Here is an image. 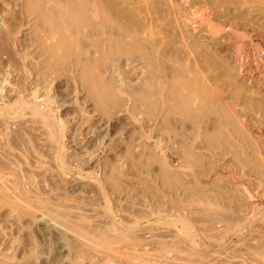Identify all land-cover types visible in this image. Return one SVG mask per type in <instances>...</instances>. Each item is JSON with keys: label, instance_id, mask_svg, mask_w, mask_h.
<instances>
[{"label": "rangeland", "instance_id": "374dc122", "mask_svg": "<svg viewBox=\"0 0 264 264\" xmlns=\"http://www.w3.org/2000/svg\"><path fill=\"white\" fill-rule=\"evenodd\" d=\"M23 1L24 0H0V119H2L0 120V202H2L0 203V258L9 261H16V259L18 260L19 258L22 264H28L29 262V264H69L72 258L79 257L78 259L82 264H89L88 262H90V264H120L119 259H117L118 257L113 258L109 256L110 254L108 253V249L115 246L114 249L121 250L118 252V255L130 253V255H134L132 254L133 252L136 255L139 254L138 257L144 254L140 258H149L148 255L150 258H154L155 256V259L159 261L162 260L161 256L163 254L172 257L176 253L184 257L193 256L195 261L193 259L192 262L194 263L192 264H220V262L221 264H228L223 263L222 260L230 257L231 253H219V246L213 247L207 243V236L204 235L203 232L205 223L201 214H199L200 217L196 215V217H198V220L196 218V225L194 224L195 220L192 223L193 227L195 225L196 228H193L194 231L191 237H185L182 228H180L181 225L180 222H178V218H180L179 216L188 218L190 215L189 209L187 207H185L184 210H178L176 207L174 208L173 197L176 195L166 191L164 187L161 186V182L159 181L161 179L159 175L160 163L157 160L158 158L161 159L169 169L171 168L170 170L179 172L185 182H190L191 175L188 174L186 167L180 165L176 157L177 155H175L177 154V150H175L177 148H175L176 145L172 141L171 133L169 131L168 133L164 128L160 129L163 125L160 124L159 121H154L150 118L148 114L149 111H146L148 108L146 109L144 105L139 103L141 99L140 94L143 92L141 89H147L151 92L150 86L146 85V83L149 78L148 72L152 68V65L149 67L150 63L144 58L145 56L142 54V51H140V48L124 47L127 49L121 48L119 51H116L118 54L116 52L115 54H110L108 50L106 51L104 49L103 51L97 46V39H95L97 37L93 35L90 36L91 32L88 31L90 28L82 29L83 31L80 33L83 34L81 35L79 33L77 35V37L79 36L80 38L82 36L83 38L78 39L80 44L83 40L81 46L79 45L80 50L83 49L82 53L84 52L83 54H86L85 56L87 57L86 58L82 54L83 59L86 58V60H89L92 64L94 62L93 65L96 66H93L95 71L92 68L93 73L96 72L95 74L97 76H102L101 78L111 81L115 85L118 84L117 87L119 91L117 92V97H119V99L116 100L117 97L114 99L118 102L109 104L110 106L108 105L109 109H107V111H101L95 103L94 98L92 99L93 96L90 98V93H88L89 91L86 89V85L82 82L78 75L79 73H77L79 72L78 69L68 66H66L67 68L64 66L59 67L55 60L53 61V57L43 53L42 48L45 44L47 45L48 43V45H51L52 42V44H57L58 41L57 38H55L57 34L49 35L51 32L48 33L43 27L39 28V30H43L38 31L39 36L43 38V44L40 40L37 41L33 35L34 32H37L34 30L36 28H33L37 22H35L31 16H28L25 9H23ZM98 1L100 2L97 8L98 12L99 9L104 11L100 12L103 13V16L106 17L109 23L110 28H108V30H121L119 32L127 36L128 42H130L131 35L135 33L145 34V32L147 33V31H150L153 38L158 40L161 45L159 53L161 57H159L160 61L164 62V65L168 64L180 68L185 65L188 66L194 59L199 58L197 60L199 67H208L211 73H216L220 70L217 65L214 66L215 61L213 62V59L218 61L214 53L210 49L205 48L209 52V56L204 57L207 53H205V49L202 46L196 44L199 43L198 40H191L190 36L188 37L187 34L184 33L186 32L183 31L185 28L183 27L182 29L179 23H175L177 20L175 17L177 18V16L174 9H172L174 1ZM165 1H168L170 4ZM225 1L226 0H222L225 4L229 3V0ZM263 1L264 0H261V2L260 0H252L250 4L253 8L249 5L251 10L249 9V12H247L249 18L253 15L251 18L262 25H264V11H262L264 10ZM254 4L259 5L255 6ZM201 5L202 3L198 4V7ZM192 7L193 6H190V8L187 9L190 10L186 11L188 14L189 12L190 14L192 13L191 10L194 11V9H191ZM164 12L166 13L164 14ZM195 15L193 16V20H197V26V22H199L200 19L197 13ZM173 24H175V26ZM194 25L195 23H191L188 27L192 28ZM31 26L33 27L31 28ZM63 27H66V25H63ZM198 30L197 28L196 31L199 33ZM45 37L47 39H45ZM191 37L196 39V35ZM255 41L256 40L244 39L242 42L248 43L251 48L253 47L252 49H255L256 46H258V42L260 43V41ZM39 43L40 45L42 44V47L39 45L41 48L37 45ZM170 43L174 44L176 48ZM232 43L234 48L237 44H240V41L235 39ZM193 44H196V46ZM122 49L124 50L121 51ZM196 50L199 55L195 54ZM199 51L203 52L202 55ZM58 52L59 54L61 53L60 49H58ZM211 52L212 55H210ZM38 53H41V55L39 56ZM89 55L91 56L89 57ZM47 56L51 57V59ZM164 56L167 57V59ZM211 56H214L213 59H211ZM43 57L45 61H43ZM207 58L212 60H209L211 64ZM190 60L192 61L190 62ZM200 60H202V63H200ZM206 61H208L210 65ZM42 62H46L47 66H44L46 63L44 64ZM49 62H51V64ZM53 62H55V64ZM165 62L167 64H165ZM181 64H183V66ZM251 64L254 68L255 64L252 62ZM49 67L52 69L50 70ZM45 68L49 69L47 70ZM57 68H59V70H57ZM216 69L218 70L216 71ZM146 70H148V74H146ZM48 97L49 100H47ZM121 97L122 100L120 99ZM35 106L41 113L43 112L42 115H35L31 111ZM144 109L145 111H142ZM48 118H50L53 125H59L60 128L62 127L61 159L55 158L54 149L46 139V132L51 129V126L45 122V119ZM150 155L152 156V160L147 165L146 161L148 157H151ZM2 160L6 161H3V163ZM62 163L64 164L62 165ZM189 184H191V182ZM243 185L247 187L245 184ZM115 189L118 190V193L117 191L115 192ZM252 196L253 198L250 199L251 202L258 204V198H255L254 195ZM178 198H181V196ZM14 200H16V202L18 201V203L23 206H31L30 209L35 211H33L34 217L30 216V221L28 220V218H30L28 216L19 217L17 214H14L17 212L12 208L13 205H11L15 203ZM168 200H172V204L169 203L170 201ZM45 203L49 205H43ZM58 206H60V209ZM49 207L55 208L52 210ZM41 208L43 212L44 210L45 212L52 210L50 212H54V214L48 211L49 216L52 218H61L57 215H60V213L62 214V212L69 213V211H71V214L73 212L72 215H74V213L80 215L81 213V215L84 216L82 217L80 215L81 218L91 226L90 231L92 232H90V234L92 233V235L89 233L86 234L84 231L81 232L85 237L87 236L84 238V243L76 234L66 230V228L63 227L64 225L62 226V223H58L59 225H57L51 217H40V213H43ZM70 213L68 218L70 217V219L76 222L77 219L70 215ZM16 219L19 220V222ZM126 224L127 227L133 224L134 228L127 229ZM94 225L97 226L94 228ZM102 225L105 228L101 227ZM116 225L118 226L116 227ZM99 226L102 230L99 229ZM116 228L126 233L127 237L125 236L123 240L116 241V236L114 234L119 232ZM97 229L99 232L96 231ZM103 231H106V233L108 232V234L112 233L107 235V237L109 236V241L107 243L102 237L99 238V235H101L100 233L102 232L103 234ZM129 235L131 238H129ZM136 235L137 237H135ZM240 235L242 234L240 233ZM73 237L76 239L74 240ZM234 237L235 235L232 234L231 236H226L220 244L229 246L230 240L234 239ZM87 238L89 241L86 240ZM92 240L96 242L93 243ZM134 242L136 244H134ZM164 242L168 243L169 246ZM65 243L67 245H65ZM70 243H73V245ZM138 243L141 247H137L139 246ZM187 244H189V247ZM89 245L91 247H89ZM176 245H178V247ZM71 246L75 247L76 250L73 247L71 248ZM79 246L81 249L84 248L78 251ZM181 246H183V248H180ZM120 247L127 249L124 251V249ZM189 248L192 250H188ZM92 249L94 252L91 251ZM141 249L144 251L142 252ZM182 249H185L184 252ZM127 250H131V252ZM208 252H211L210 255ZM154 253L157 256L152 255ZM161 253L163 254L161 255ZM100 254L103 257L100 256ZM105 258L108 259L105 260ZM219 258L221 260H219ZM237 259L243 260L242 258ZM247 260L250 261L249 258H247ZM251 264L255 263L252 261Z\"/></svg>", "mask_w": 264, "mask_h": 264}, {"label": "bare ground", "instance_id": "6f19581e", "mask_svg": "<svg viewBox=\"0 0 264 264\" xmlns=\"http://www.w3.org/2000/svg\"><path fill=\"white\" fill-rule=\"evenodd\" d=\"M172 1H174L172 9H174L175 14L177 16V18L175 17V19L178 20V21L176 20L175 23L176 22L177 24L179 23L182 26V29L183 27L185 28L183 29V31H186L184 33L187 34L188 37L190 36L191 40H195V41L198 40L199 43H196V44H198L199 46H202L204 49L205 48L210 49L214 53V55L216 56L215 58L218 59V61L213 59L214 56L213 57L211 56L212 57L211 59H213V62L215 61L214 66L217 65L218 69H220L219 71L221 72L218 71L216 73H211V70H209L208 67L206 68H204L203 66H201L202 68L199 67L198 65L199 63L197 62L199 58H196L193 61L190 60V62L191 61L192 62L188 66L186 65L183 66V64H181L183 67H180V68L170 66L166 62L165 64L167 65H164V62L160 61L161 56L159 53H160L161 45L159 44L158 40L153 38L152 33L150 31H147V33L145 32V34L135 33L134 35H131L130 42H128L127 36L124 35V33L119 32L121 30L118 31L116 28H114L117 31H111V30L109 31L108 30V28H110L109 23L106 17L103 16V13H101L104 11H101L99 9V12H98L97 8L99 7V4H100L98 0H24L23 9H25L28 16H31L34 19V21L37 22V24L34 25L35 27L31 26V28L32 27L36 28L34 30L37 32H34L33 35L35 39H37V41L40 40L41 43L43 44L42 42L43 38L42 36L40 37L38 33V31H41L42 29L39 30V28L43 27L45 31H48V33L51 32L49 33V35L57 34L55 37L57 38V41H58V42L55 41L57 42V44H52L53 43L52 41H51L52 43L49 42L51 43V45H48V43L46 45L44 43L45 46H43L42 48L43 53L53 57L54 58L53 61L55 60L56 64L59 65V67L64 66L65 68H67L66 66H68V67L77 68L79 71L77 73H79L78 75L80 76L82 82L86 85L87 87L86 89H88L89 91L88 93H90V98L91 96H93L92 99L94 98L95 103L97 104V106L100 108L101 111H107V109H109L108 108L109 104L118 102L114 100L115 97L118 96V93H117L119 91L117 87L118 84L116 83L117 85H115L111 81H107L106 79L101 78L102 76H97L95 74L96 72L93 73L92 68L93 66H95L93 65L94 62L92 64L91 62H89V60H86L87 58L85 56L86 54H83L84 53V52L82 53L83 49L80 50V47H79V45L81 46V44L83 43V40L81 41L82 42L81 44H80V41L78 40L82 38L81 35L83 33L81 34L80 32H82L85 28L86 29L90 28L88 29V31L91 32L90 36L93 35L97 37L95 38L97 39L96 40L98 44L97 46H99L103 51L104 49L106 51L108 50L110 54H115L117 50L119 51L121 48H124V47H134L137 49L140 48V51H142V54L145 56L144 58H146L149 61L150 65L148 64L146 60L145 61L147 62L149 67L152 65L151 66L152 68L151 70L149 69L150 70L148 72L149 78L147 81L148 84L146 83V85L150 86L149 88H151V92L150 90H147V89L145 90L141 89L143 92L141 94L139 93L141 96L139 103H141V105H144L146 109L148 108L146 111H149L148 114L150 118H152L154 121H159L160 124L163 125V127L159 125L160 127H162L160 129L164 128L167 132L169 131L171 133L172 141L176 145L175 148H177L175 149L177 150L176 151L177 154L175 155H177L176 157L178 158L180 165L186 167L188 174L191 175V180H190L191 184H189L190 182L189 183L185 182V180H183L179 172L170 170L171 168L169 169L161 159L159 158L157 159L156 157V159L160 163L159 175H160L161 180L159 181L161 182V186L164 187L166 191L172 192L178 197L181 196V198H178L173 195L174 196L173 197L174 198L173 199L174 208L176 207L178 210H184L185 207H187L189 209L190 215L188 216V218L179 216L181 213L178 215L180 217L178 218L179 219L178 222H180V225H181L180 228H182V231L185 237L186 238L191 237L194 231L193 228L194 227L196 228L195 226L196 225L195 222L197 223L196 218L198 220V217H196V215L199 216V214H201L203 216V220L205 223V224L204 223H201V224H204L203 232H204V235L207 236V243L213 247L219 246L218 248L220 250L219 251L217 250L219 253L220 252L223 254H227L228 252L231 253L230 257L222 260L223 263L251 264V262L253 261L255 264H264V63H263L264 62V25L258 23V21H255L253 18H251L253 17V15L249 18V15L247 14V12H249V9L251 7L250 3L252 0H229L228 4H225L224 2H222V0H176V1L172 0ZM165 2H168V1H165ZM200 3H202V5L198 7V4ZM258 5L259 4L255 6H258ZM190 6H193L191 9H194V11L191 10L192 13L190 14L189 12L188 14L186 11H190V10H187L188 8H190ZM172 12H169V13H172ZM165 13L166 12H164V14ZM196 13L199 15V19H200V20L198 19L199 22H197L198 23L197 26H196L197 20L196 21L193 20V16ZM79 22H83V23H79ZM191 23L193 24L195 23V25L192 28H189L188 26L191 25ZM63 25L64 26L66 25V27H63ZM173 25L175 26V24ZM197 28L199 29L198 30L199 33L196 31ZM79 33L81 34L80 38L79 36L77 37ZM184 33H183V36H184ZM193 35H196L195 37L196 39L191 37ZM45 39L47 38L45 37ZM235 39H237V41H240V44H237V46L233 48L232 42ZM244 39L256 40L255 42L260 41V43L258 42V46H256V48L254 47L255 49H252L253 47L251 48L249 46L248 41H247L248 43L242 42L244 41ZM196 44H193V45L196 46ZM37 45L39 46L40 43ZM83 46H86V45H83ZM58 49H60V52H61L60 54L58 52ZM124 49L126 50L127 48H124ZM124 49H122L121 51H123ZM212 52L210 55H212ZM116 53L118 54V52ZM202 53L203 52H200L201 55ZM205 53H207V55ZM205 53H204L205 54L204 57L206 56L208 57L209 52L206 49H205ZM82 54L83 56L86 57V58L84 57L85 59H83ZM195 54H198L197 50ZM40 55L41 53L39 54V56ZM90 56L91 55H89V57ZM200 56H197V57H200ZM51 57L49 58L51 59ZM165 58L167 59V57ZM207 59L208 61L210 60L209 58ZM43 61H45V58L43 59ZM200 61H201L200 63H202V60ZM51 62L49 63L51 64ZM55 62L53 63L55 64ZM251 62L255 64L254 68L252 67L253 65L251 64ZM54 64H53V67L55 68ZM44 66H47V63ZM51 69L52 68H50V70ZM218 69H216V71ZM57 70H59V68H57ZM147 71L148 70H146V74H148ZM118 99L119 97H117L116 100ZM120 99L122 100V97ZM47 100H49V97ZM31 111L35 115H38V116L42 115L43 113V112L41 113V111L36 106L33 107ZM142 111H145V109ZM45 122L46 124L51 126V129H49L46 132V139L47 141H49L48 143L50 144V146L54 149L55 158L61 159L62 158V145H61L62 138L61 137L63 135L62 129H61L62 127L60 128L59 125H53L50 118L45 119ZM151 160H152V156L148 157L146 161L147 165L149 162H151ZM3 161H6V160H2V162ZM63 164L64 163H62V165ZM243 184H245L247 187H245ZM116 191L118 193V190L115 189V192ZM252 195H254L255 198H258L259 200V202H257L258 204H254L253 202H251L250 199L253 198ZM171 201L169 203L172 204ZM14 202L15 203L11 204L13 205L12 208H14V210L17 211L14 214H17L19 217L33 216V213L35 211L30 209L31 206L30 207L23 206L20 203H18V201L16 202V200H14ZM43 205H47V204L45 203ZM126 205H127V202H126ZM58 207L60 209V206ZM67 207L70 208L69 206ZM49 208L54 210L55 207L54 208L49 207ZM48 211L45 212L44 210L45 212L44 213L42 210L43 213H40L41 214L40 217L42 218L51 217L49 216ZM70 212L71 211H69V213ZM50 213L54 214V212H50ZM69 213L62 212V214L60 213V215H57V216H60L61 218H56V217H53V218L51 217V218L57 223V225L62 223V226L64 225L63 227H65L66 230H69L70 232H73L74 234H76L85 243L84 238H86L87 236L85 237L81 232L84 231V233L90 234V232H92L90 231L91 226L89 225V223H87L84 219L81 218L82 216L81 213H80L81 216L78 215V213L77 214L74 213V215H72L73 212L72 214L70 213V215H72L74 218L77 219L76 222L70 219V217L68 218ZM29 219L31 220V217L28 218V220ZM17 221L19 222V220ZM193 221L195 224L194 227L192 224ZM96 226L94 225V228ZM117 226L118 225H116V227ZM101 227L105 228L103 225ZM101 227L99 226L100 230H102ZM126 227H127V224H126ZM128 228L133 229L134 225L133 224L129 225L127 229ZM116 229L118 230V228ZM96 231L99 232L98 229ZM240 233L242 235H240ZM100 234L101 235H99V238L102 237V239L107 243L109 241V238H108L109 236L107 237V235H110L112 233L108 234V232L106 233V231L105 232L103 231V234L102 232ZM231 234L235 235V237L234 239L230 240L229 246H226V244L221 245L220 242L223 240V238L226 236L227 237L231 236ZM90 235H92V233ZM114 235L116 236L115 237L116 241L123 240L125 236L127 237V234L122 232L121 230L118 233H115ZM135 237H137V235ZM129 238H131V236ZM86 240L89 241L88 238ZM92 241L93 243L96 242L94 240ZM182 242H183V239H182ZM70 244L73 245V243H70ZM134 244L136 243L134 242ZM165 244L169 246L168 243H165ZM65 245L67 244L65 243ZM187 245L189 247V244ZM176 246L178 247V245ZM183 246H181L180 248H183ZM72 247L73 246H71V248ZM75 247L73 248L75 249ZM89 247L91 246L89 245ZM114 247L108 249V253L110 254L109 256L113 258L118 257L117 259H119L120 264H192L194 263L192 262L194 259L193 256H191L193 258L190 259L191 258L190 256H189L190 258L186 256L184 257L176 253L175 255L172 254L174 255L172 257L161 253V255L163 254L162 256L160 255L162 257V260H159V261L155 259V256L154 258L153 257L150 258V256L147 253L146 254L148 255L149 258H146V257L140 258L144 254H141V256L138 257L139 254L137 253L138 255H136L133 252L132 254L134 255H130L131 250H127V251H130L128 252L130 254L123 255L122 254L123 250H122V253H121L122 255H118L119 254L118 252H120L121 250L114 249ZM137 247H141L140 244ZM78 248H79L78 251H80L81 247L79 246ZM120 248H123L124 251L125 249H127L124 247H120ZM128 248H131V247H128ZM93 249L91 251L94 252ZM185 249H182L183 252ZM190 249L191 248H189L188 250ZM143 251L144 250H142V252ZM30 253H29V256H30ZM101 254L100 256H102ZM152 255H156V254L154 253ZM78 258L77 257L72 258L69 264H82L80 263ZM237 258H242L243 260H238ZM247 258H249L250 261L247 260ZM107 259L105 258V260ZM219 260L221 259L219 258ZM88 263L90 264V262ZM0 264H22V263L19 258L18 260L16 259V261H9L7 259L5 260L3 258L2 259L0 258Z\"/></svg>", "mask_w": 264, "mask_h": 264}]
</instances>
